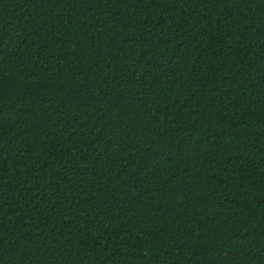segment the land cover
I'll list each match as a JSON object with an SVG mask.
<instances>
[{
  "label": "trees",
  "instance_id": "trees-1",
  "mask_svg": "<svg viewBox=\"0 0 264 264\" xmlns=\"http://www.w3.org/2000/svg\"><path fill=\"white\" fill-rule=\"evenodd\" d=\"M0 264H264V0H0Z\"/></svg>",
  "mask_w": 264,
  "mask_h": 264
}]
</instances>
